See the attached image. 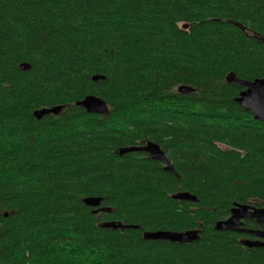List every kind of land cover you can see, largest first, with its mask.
<instances>
[{
    "label": "trees",
    "instance_id": "obj_1",
    "mask_svg": "<svg viewBox=\"0 0 264 264\" xmlns=\"http://www.w3.org/2000/svg\"><path fill=\"white\" fill-rule=\"evenodd\" d=\"M262 38L264 0H0V264H264V246L215 229L235 202L264 205V122L226 80L264 77ZM89 94L110 113L76 105ZM148 140L179 178L115 153ZM195 228L193 242L143 236Z\"/></svg>",
    "mask_w": 264,
    "mask_h": 264
},
{
    "label": "water",
    "instance_id": "obj_2",
    "mask_svg": "<svg viewBox=\"0 0 264 264\" xmlns=\"http://www.w3.org/2000/svg\"><path fill=\"white\" fill-rule=\"evenodd\" d=\"M188 25L185 24V28ZM264 42V38H262ZM20 67L24 70L30 69L31 64L28 62H22ZM95 82L100 79H105L102 74H95L92 76ZM226 80L230 83H237L243 87V90L239 92V95L234 98L236 102L242 105L244 110L250 112L256 120L264 122V77H256L254 79H243L238 77L236 72L229 71L226 74ZM179 92L189 94L195 91V88L186 84H182L178 87ZM76 105L83 106L88 112L94 114L108 115L110 113V107L107 101L101 96L95 94L86 95L83 99L78 100ZM65 105L44 106L34 111V116L37 119H41L46 115L53 114L59 115ZM147 152L154 160L163 163V169L167 172L174 174L179 178L175 166L168 158L166 152L161 148L160 144L154 141H147L143 145H125L115 149L117 155H125L132 152ZM174 199L181 201L199 202L198 197L186 190L176 192L172 195ZM103 198L100 196H88L83 198V202L93 207V213L111 212L112 207L102 205ZM9 212H5L4 216H8ZM246 218L255 219L257 222L264 224V206H257L251 203L235 202L231 209L230 216L225 219H220L215 224V229L224 231H234L238 233H249L255 236V238H240V242L247 247H263L264 246V230L246 228L244 220ZM102 227L113 229H126V228H139L138 225L125 224L122 221H103L100 223ZM202 230L186 229L181 231L173 230H157V231H145L143 236L145 239H162L173 242L186 243L193 242L200 238Z\"/></svg>",
    "mask_w": 264,
    "mask_h": 264
},
{
    "label": "flooded vegetation",
    "instance_id": "obj_3",
    "mask_svg": "<svg viewBox=\"0 0 264 264\" xmlns=\"http://www.w3.org/2000/svg\"><path fill=\"white\" fill-rule=\"evenodd\" d=\"M245 31H247V32H249V34H254L253 32H251V31H249L248 29H245ZM255 36H258L259 37V35H257V34H254ZM253 35V36H254ZM251 80V79H250ZM243 90V87L241 88V90L240 91H242ZM148 141H151V140H148ZM147 142V141H146ZM146 142L145 143H143V144H146ZM157 143V142H156ZM143 144H138V145H143ZM159 144V143H158ZM161 146V145H160ZM162 148V147H161ZM163 149V148H162ZM139 152H142V151H139ZM143 153H145L146 154V156L147 157H151V155L149 154V153H147V152H143ZM167 154V153H166ZM152 158V157H151ZM153 159V158H152ZM160 162V161H159ZM161 163V162H160ZM161 165H162V167H163V163H161ZM258 206V205H257ZM259 206H264V205H259ZM247 220H252V221H254V222H256L257 224H259V225H261L262 227H258V229H263L264 230V224H261V223H259V222H257L255 219H249V218H246L245 220H244V222H245V227L246 228H249L248 226H246V223H247ZM251 228V227H250ZM255 229V228H254ZM257 229V228H256ZM243 234V236H242V238L244 237V238H255V236L254 235H252V234H249V233H242Z\"/></svg>",
    "mask_w": 264,
    "mask_h": 264
}]
</instances>
